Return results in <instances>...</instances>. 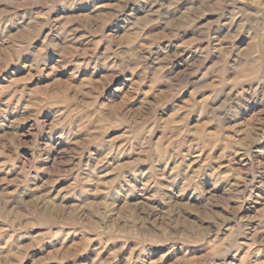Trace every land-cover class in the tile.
Masks as SVG:
<instances>
[{"label": "rangeland", "instance_id": "1", "mask_svg": "<svg viewBox=\"0 0 264 264\" xmlns=\"http://www.w3.org/2000/svg\"><path fill=\"white\" fill-rule=\"evenodd\" d=\"M259 3L0 0V264H264Z\"/></svg>", "mask_w": 264, "mask_h": 264}, {"label": "clouds", "instance_id": "2", "mask_svg": "<svg viewBox=\"0 0 264 264\" xmlns=\"http://www.w3.org/2000/svg\"><path fill=\"white\" fill-rule=\"evenodd\" d=\"M55 2L60 4V5H63L65 8H75L78 4L86 3L87 0H55ZM243 2L247 3V0H243ZM258 7L261 9V11L246 12L243 8H241L238 10L237 14L244 17V22H243L244 24L251 25L253 29H259L260 34L262 36H264V3H259ZM242 30H243V25H241L240 31H242ZM105 63H106V61H105ZM32 67L36 68L38 74L43 72V69L40 68L38 65L33 64ZM257 87L259 88V85H257ZM255 94H256V92H255V90H253V95H255ZM236 96L240 97L239 100H236V103L240 107H245V104L242 102L243 100L246 99L243 95V91L237 92ZM232 99H236V98L233 97ZM227 103H231V100L227 101ZM223 108H224V105H221V109H223ZM215 111L216 110H213L212 115H213L214 119L219 121L222 118L216 117ZM92 171L94 172V169H92ZM120 179H124V177H120ZM164 179H165V177H164L163 173L157 174V173L153 172L152 178L144 185L145 188H147L149 185H152L157 189V191L155 193H153V196H152L153 199H156L157 197H159L161 195H165V196L167 195V193L163 192L165 185L159 183V181H162ZM85 182H92V181H90V180L89 181H83V180L80 181L81 184L85 183ZM124 182H125V184L128 185V188H131L133 191L136 190L135 187L131 183H129L126 179L124 180ZM83 191L87 192L88 189L84 188Z\"/></svg>", "mask_w": 264, "mask_h": 264}, {"label": "crops", "instance_id": "3", "mask_svg": "<svg viewBox=\"0 0 264 264\" xmlns=\"http://www.w3.org/2000/svg\"><path fill=\"white\" fill-rule=\"evenodd\" d=\"M3 165H4V162H0V174L6 171V173H4L5 176L11 175V173L16 170L15 165H13V163H11L10 166L8 165L3 166ZM23 178L24 179L21 181V189H19V191L17 190L12 191L13 193H15V195L9 197V198L15 197V200L11 203H14L15 201H17L18 196H22L23 198V196H25L24 194L28 190L29 185L36 186L35 185L36 183L32 179L31 181H29L27 177H23ZM1 179L2 180H0V184L7 183L5 181H9L8 179H5V178H1ZM30 190H32L33 192V189H30ZM6 215L9 216V214H6ZM27 231H28L27 229L16 228L10 223H8L7 221L0 220V244H8L7 245L8 248L9 247L13 248L14 246H12L11 244H21V241H23V239L26 237L25 232Z\"/></svg>", "mask_w": 264, "mask_h": 264}]
</instances>
